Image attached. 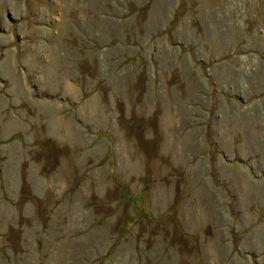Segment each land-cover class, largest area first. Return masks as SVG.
<instances>
[{
  "label": "rangeland",
  "instance_id": "rangeland-1",
  "mask_svg": "<svg viewBox=\"0 0 264 264\" xmlns=\"http://www.w3.org/2000/svg\"><path fill=\"white\" fill-rule=\"evenodd\" d=\"M0 264H264V0H0Z\"/></svg>",
  "mask_w": 264,
  "mask_h": 264
}]
</instances>
